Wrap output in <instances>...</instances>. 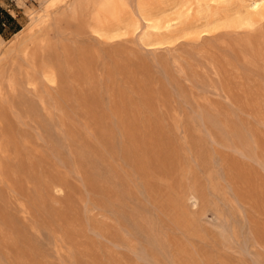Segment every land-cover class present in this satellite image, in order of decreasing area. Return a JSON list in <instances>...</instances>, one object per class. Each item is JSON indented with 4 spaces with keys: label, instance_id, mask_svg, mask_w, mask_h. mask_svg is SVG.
I'll use <instances>...</instances> for the list:
<instances>
[{
    "label": "rangeland",
    "instance_id": "1",
    "mask_svg": "<svg viewBox=\"0 0 264 264\" xmlns=\"http://www.w3.org/2000/svg\"><path fill=\"white\" fill-rule=\"evenodd\" d=\"M70 1L0 0L1 55ZM247 1L79 0L2 61L0 264H264V20L226 17ZM208 4L210 33L166 27Z\"/></svg>",
    "mask_w": 264,
    "mask_h": 264
},
{
    "label": "bare ground",
    "instance_id": "2",
    "mask_svg": "<svg viewBox=\"0 0 264 264\" xmlns=\"http://www.w3.org/2000/svg\"><path fill=\"white\" fill-rule=\"evenodd\" d=\"M211 1L212 2H218L219 0H211ZM235 1H237V0H235ZM41 2L43 4L48 3V4L52 5V4L57 3V0H41ZM244 3H245V1H244ZM233 4H235V3H233ZM233 4H232V6H234ZM191 5L186 6V9H183L181 12H179L178 11L179 9H178L177 10L178 12L172 13L175 17H168L167 16L166 21H165L166 27L168 29H171V28L177 27L181 24H184V27L182 28L184 33L188 34V33H191V31H193V29H197L198 31H196V34L200 35L202 33H210L212 31V29H214L218 26V22L220 21L221 17L219 16V13H217L216 11H213V6L211 4H208L205 8L200 7L197 10L198 18L193 17V7ZM78 6H79V0H71L67 4V6L63 7L61 10H59L56 13H54L50 10H44L43 13H41L40 15H36V16L34 15L33 20H31L32 21L31 24L28 25L29 28H27L24 31L22 30L16 34V37L14 40L15 46L11 50L4 51L2 53V55L0 53V55H1V57H0V80L6 75L5 70H4V66H3V62H2L3 60H5V59L9 60L12 57V55L19 54L22 57V60L23 61L25 60V62H26L29 59V57L31 56L34 47L37 46L39 43L41 44V41L43 40V38H45V36H47V34H49L52 27L54 25H56V23L59 22L60 19H62L63 17L70 15V14H75L77 9H78ZM184 6L185 5H182V7H184ZM196 8H197V5H196ZM142 15H144V14H142ZM154 15H155V13H154ZM226 17L228 19L229 27L242 30L244 33H251V34L257 33L259 31L258 28L260 27L259 26L260 21L264 20V0H248L246 5L244 6V9H240L237 11L234 10V12L230 13ZM203 18L207 19L206 23L198 24V22ZM190 19H192L191 22H189ZM146 20L148 21L149 24L153 25L154 27H159V24L161 23V18H159V17H156L155 19L154 18H148ZM129 25L130 24H128V26ZM119 26H120V24H119ZM138 26H139V24H138ZM154 27H152L153 30H154ZM145 28H147V27L145 26ZM141 32H142V30H141ZM3 41L4 40H2V38L0 36V46H3V44H4ZM38 74H39V72H38ZM52 75H54V74H52ZM45 79H47V78H45ZM38 80H39V78H38ZM31 84H33V83H31ZM34 84H36V83H34Z\"/></svg>",
    "mask_w": 264,
    "mask_h": 264
},
{
    "label": "built area",
    "instance_id": "3",
    "mask_svg": "<svg viewBox=\"0 0 264 264\" xmlns=\"http://www.w3.org/2000/svg\"><path fill=\"white\" fill-rule=\"evenodd\" d=\"M9 25V21L3 12H0V29H6Z\"/></svg>",
    "mask_w": 264,
    "mask_h": 264
},
{
    "label": "crops",
    "instance_id": "4",
    "mask_svg": "<svg viewBox=\"0 0 264 264\" xmlns=\"http://www.w3.org/2000/svg\"><path fill=\"white\" fill-rule=\"evenodd\" d=\"M10 22H11V18H10ZM11 25L13 24V21L10 23ZM1 34V33H0Z\"/></svg>",
    "mask_w": 264,
    "mask_h": 264
}]
</instances>
